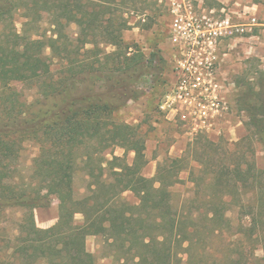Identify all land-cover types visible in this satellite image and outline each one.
<instances>
[{"label":"trees","instance_id":"16d2710c","mask_svg":"<svg viewBox=\"0 0 264 264\" xmlns=\"http://www.w3.org/2000/svg\"><path fill=\"white\" fill-rule=\"evenodd\" d=\"M123 1L36 0L31 4L28 0H0V219L9 208L26 210L10 246L21 264L39 260L46 264H98L87 249V237L97 234L111 240L117 264H189L194 259L193 237L201 232L200 227L183 226L170 203L169 187L179 181L186 157L160 164L155 177L143 175L144 138L116 115L129 99L143 93L140 87L149 83L150 77L154 78L151 87L159 82L167 65L157 43L145 53L138 44L131 46L125 41V23H116L111 17ZM19 9L24 24L30 23L31 17L36 20L41 11L49 12L54 34L32 38L18 32L14 18ZM71 23L79 27L75 38L65 33ZM101 44L114 45L115 50L106 52ZM47 47L61 61L56 73L47 63ZM258 80L259 84L249 85L241 97L242 110L248 114L246 135L222 150L223 160L211 173L214 185L222 191L221 202L238 199L239 211L250 218L249 229L262 237L264 247V169L253 158L254 142L264 145V71L259 72ZM29 81H42L43 94L30 103L22 100L11 84ZM30 141L40 146L32 175L36 183L21 186L17 162ZM213 144L198 143L193 153L203 148L209 154L208 147ZM116 145L135 152L133 163H117L121 158L114 157L107 160L106 168V160L100 157L96 167L92 155L87 154L89 194L76 199L73 177L79 150L94 147V152L101 153ZM107 169L111 180L103 178ZM128 190L139 199L137 204L124 197ZM54 195L60 200L58 220L40 227L35 209L50 206ZM222 210L214 208L213 215L223 214ZM77 213L84 216L82 224L75 222ZM182 254H187L186 258Z\"/></svg>","mask_w":264,"mask_h":264},{"label":"rangeland","instance_id":"374dc122","mask_svg":"<svg viewBox=\"0 0 264 264\" xmlns=\"http://www.w3.org/2000/svg\"><path fill=\"white\" fill-rule=\"evenodd\" d=\"M28 1L32 4L36 0ZM196 1L201 2L202 5V8L197 7L198 4L196 5L198 13L209 12V14L218 17L220 14L218 10L221 7H226L230 14L235 13V18L238 21L246 23L252 16L257 21L260 14L257 7L264 5V0ZM171 2L172 0H124L116 14L111 15L116 23H125L122 31L127 43L131 46L138 44L145 53H149L157 43L167 60L166 69L160 81L155 82L151 87L150 82L154 78L150 77L148 86L145 84L140 87L143 93L138 98L129 99L116 115L121 121L136 127L138 134L144 138L146 164L142 173L145 176L155 177L160 164H169L172 158L186 157L183 162L186 167L179 172V181L169 188L172 211L181 217L182 225L191 229L196 226L194 224H197L201 230L198 235L193 237L196 241H194L191 252L195 256L189 261V264H264L262 237H257L250 231V218L243 216L244 214L239 211L237 198L229 203L221 202L222 191L214 185L211 173L212 168L223 160L222 150L231 148L247 133L245 122L248 120V114L242 110L241 97L249 85L259 84V72L264 71V46L259 45L260 39L258 43H252L247 32L237 40L223 46L222 51L226 53L223 57L224 75L231 84H234L227 93L231 103L229 114L224 117L220 125V135L214 134V131L189 135L184 124L168 118L160 112L158 107V101L174 78L173 67L177 51L170 39ZM210 10L215 12L210 13ZM14 21L18 32L25 33L32 38L45 36L44 34L47 36L54 34L51 15L47 11H41L36 20L31 17L30 23L24 24L26 19L23 16V10L19 9L15 14ZM258 28L256 26L255 30L260 34ZM65 30V33L71 38H75L79 33V27L75 23L69 24ZM252 44L255 48L251 47ZM101 46L105 48L106 52L115 50V46L111 44H101ZM251 48L256 50L255 53L251 51ZM131 50L134 52L135 49ZM44 54L47 56V63L56 73L60 69V59L53 56L50 47L45 49ZM11 84L12 89L20 98L28 103L43 97L40 88L42 81L12 82ZM210 142L215 143L212 147H217L213 149L210 145V147L207 146L211 150L208 152L210 155L205 154L203 148H198L199 151L193 153L194 145L198 143L210 144ZM96 143L95 139L93 144L96 145ZM254 147L256 153L253 158L256 160L257 166L264 169V145L255 141ZM94 150V147L79 150L80 157L77 159L73 177L76 199H81L89 194L91 165L86 162L87 154L88 156L89 153L92 155L91 157L94 159V162L92 159V164H95L96 167L100 163L99 158L102 157L106 160V162L104 161L106 168H108L107 160H115L114 157L121 158L115 161L117 163L125 161L129 164L133 163L135 157L134 151L120 145L111 147L107 152L99 153ZM39 153L40 146L33 141L27 142L22 149L17 162V181L21 186L29 182H32L33 185L36 183L32 175L35 158ZM225 161L230 162L226 159ZM110 171L107 169L103 178L111 180L113 177L110 175ZM95 172H99V169L96 168ZM228 194L226 193V198L231 200ZM124 197L130 203L137 204L139 202L137 196L130 190L124 192ZM235 200L237 201L235 202ZM59 203V197L54 195L50 206L35 209L38 226L46 228L57 222ZM214 208L223 209V214L213 215ZM25 212L24 208L12 207L7 209L0 219V264H21V261L15 259L10 246L12 245L11 239L19 233V223ZM75 222L82 224L84 216L77 213ZM110 242L111 240L106 235L97 234L87 237V249L96 256L98 264H117V253ZM188 243L189 241L185 243V246ZM180 256L186 258L187 254ZM183 262H178V264H184ZM36 264H46V261L39 260Z\"/></svg>","mask_w":264,"mask_h":264},{"label":"built area","instance_id":"2783aa9c","mask_svg":"<svg viewBox=\"0 0 264 264\" xmlns=\"http://www.w3.org/2000/svg\"><path fill=\"white\" fill-rule=\"evenodd\" d=\"M196 0H172L170 39L177 51L173 81L158 101L160 112L184 124L190 135L219 131L234 84L223 71L225 44L255 32L256 18L240 22L221 7L218 17L198 13ZM210 10V13H214Z\"/></svg>","mask_w":264,"mask_h":264},{"label":"crops","instance_id":"0c3cea01","mask_svg":"<svg viewBox=\"0 0 264 264\" xmlns=\"http://www.w3.org/2000/svg\"><path fill=\"white\" fill-rule=\"evenodd\" d=\"M262 6L264 7V5H260V6L257 7V9H259L258 12H260V14H261V15L259 14V19L256 21V26L259 27L258 28V31L260 32V34L259 33H256V30H255V32L253 34H249V38H250V41L252 43H254V42L255 43H258V41L260 39L259 45L262 44L264 46V13H263L264 11H263V7ZM258 12H257V15H258ZM251 47L252 48H255L254 44H252ZM251 51H253L255 53L256 50L255 49H252ZM220 131L221 130L214 131V134L220 135L219 134V133H221ZM187 133H188V131H187Z\"/></svg>","mask_w":264,"mask_h":264}]
</instances>
